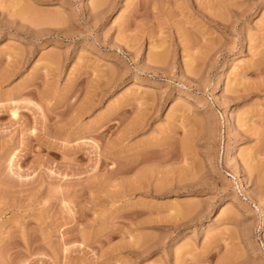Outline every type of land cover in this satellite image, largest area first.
I'll list each match as a JSON object with an SVG mask.
<instances>
[{"label": "rangeland", "instance_id": "374dc122", "mask_svg": "<svg viewBox=\"0 0 264 264\" xmlns=\"http://www.w3.org/2000/svg\"><path fill=\"white\" fill-rule=\"evenodd\" d=\"M0 264H264V0H0Z\"/></svg>", "mask_w": 264, "mask_h": 264}, {"label": "bare ground", "instance_id": "6f19581e", "mask_svg": "<svg viewBox=\"0 0 264 264\" xmlns=\"http://www.w3.org/2000/svg\"><path fill=\"white\" fill-rule=\"evenodd\" d=\"M95 1V0H94ZM101 2H102V0H100ZM97 2V1H96ZM95 3V2H94ZM97 3H100V2H97ZM95 5H97V4H95ZM98 6H99V4H98ZM222 213V212H221ZM221 213H220V215H221ZM223 214V213H222ZM220 215H218V216H220Z\"/></svg>", "mask_w": 264, "mask_h": 264}]
</instances>
